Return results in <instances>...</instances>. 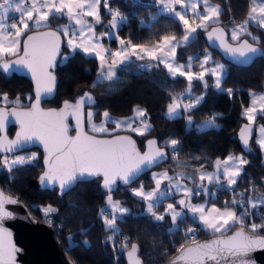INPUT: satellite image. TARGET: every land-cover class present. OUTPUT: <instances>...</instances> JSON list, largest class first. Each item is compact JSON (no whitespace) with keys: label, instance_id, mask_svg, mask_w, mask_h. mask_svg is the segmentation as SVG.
I'll return each instance as SVG.
<instances>
[{"label":"snow or ice","instance_id":"6c2138e0","mask_svg":"<svg viewBox=\"0 0 264 264\" xmlns=\"http://www.w3.org/2000/svg\"><path fill=\"white\" fill-rule=\"evenodd\" d=\"M102 0H28V6H25V0H0V67L4 72H8L16 67H24L30 70L36 80V90L33 97H24L29 102V107L24 109L20 96L10 100L6 93L0 94V105L13 104L10 111L0 106V131L4 130L8 124L9 116H14L20 124V132L15 139H8L6 135L0 136V167L6 168L9 173L17 166L32 164L38 160V154L29 153L28 155H15L17 150H22L26 144L39 141L47 152L45 159L46 170L39 177L41 184H58L61 194L70 190L77 182L85 177L101 176L103 177L102 187L106 190V208L101 209V218L106 229L112 230L113 234H119L121 230L117 227V219L123 220L124 216L130 214V209L121 205V202L114 201L112 192L118 190V181L124 185L130 186L146 170L162 164L168 159L169 149L172 158L176 159V153L181 150L182 142L178 139L169 138L163 141V146H157L155 138L146 141L147 151L141 152L136 147V141L131 136L112 135L111 139L97 138L95 135H88L83 126V109L86 104L89 106L96 103L93 95L87 91L79 96L74 103L65 101L63 107L59 110L49 109L47 111L39 107L43 96L51 95L55 87V76L52 69L57 55H61V43L65 41L66 46L71 50L64 55V60L72 58L77 50H82L86 54H95L98 56L99 72L98 76L104 80L111 81L117 75V69L125 63L131 61L132 57L140 60L145 58L144 54L152 60H159L164 64L168 74L175 78L177 76L186 77L191 90L194 79L204 81L205 74L211 72L214 76V87L231 94L232 89H222V81L227 74V69L222 64H216L215 68L207 69L204 67L211 59L212 53L205 52L200 67L203 69L198 73L184 71V64H173L168 62V57L175 60L176 48L187 43L190 37L196 33L197 29H207L209 22L219 20L221 11L219 6L209 4V0H203L205 13L200 15V23L193 27L190 21L185 17L184 11H177L176 5L182 8H188L185 0H155L157 6L162 11L173 13L184 26L185 35L182 40H177L175 36H164L163 44L149 50L146 44L132 43L131 40L125 41L121 38L119 43L123 46L121 50L109 52L99 42L102 36H109L111 32L101 33L96 36L95 24L101 22L100 7ZM107 12L112 15L109 21V27L115 30L118 21H126L118 9H113L108 0H103ZM200 0H194L190 6L192 12H196ZM11 13H18V17L11 16ZM66 16L70 21H74L75 27L69 28L68 25H58L56 29L51 28L50 17L59 18ZM92 17L93 22H88L87 18ZM248 17L258 27L264 29V0L257 4V0H252V7L248 12ZM10 19H17L15 23H9ZM248 19L242 23L236 24L231 29V40L235 43H228L223 28H213L207 32L209 41H213L217 47L222 48L225 54L240 63H250L256 56L264 55V48L254 46L260 42L259 37L253 35L248 28ZM31 24V26H30ZM141 25L143 22L141 21ZM41 29H47L41 31ZM31 33V34H29ZM247 35L251 37L252 42L241 37ZM22 37L23 42H22ZM168 48L164 52V48ZM105 53L111 57L106 60ZM163 54L164 59L158 56ZM14 57V59H6ZM192 57H189L187 67L191 68ZM158 65H139L141 69L147 67L151 69ZM205 87L207 82L204 81ZM96 83H93V87ZM183 95V94H181ZM255 96V94H253ZM192 102L183 103L182 99L172 97V103L167 106V115L169 118H175L178 114L190 113L198 108L204 100V96H193ZM260 114L264 115V95L259 96ZM257 100H253V106L244 110V114L249 121L243 126L240 137L245 147L248 146L250 136V125L256 120ZM180 110H183L181 113ZM135 118L116 119L109 112H103V121L100 124L92 123L93 112L88 111L90 130L93 133L110 135L117 130H130L139 136H145L154 130L153 126L147 120L145 109L137 106L135 108ZM99 114V113H97ZM75 118L74 130L75 136H70L68 116ZM219 114H214L208 121H204L206 126H216L215 121ZM111 123L113 128L110 132L107 124ZM134 123L137 126H133ZM186 123L191 126L194 122L189 114L186 117ZM200 128L201 125H196ZM261 138L259 145L264 148V126L260 127ZM7 154H13L9 156ZM198 159V158H197ZM249 161L242 155H228L223 161L219 158L215 161V171L208 172L201 165L200 169H195V175L184 173H174L169 175L167 170L152 173L155 187L146 191L141 184L139 187L130 191L134 197L146 203L145 212L154 222L164 221L165 215L170 216L173 225H177L178 219H184L187 215L202 225L204 230L210 231L213 235L219 233L218 238L204 243H196L195 236L199 229L189 228L185 233L191 243L188 246L181 245L177 249V255L171 261V264H249L248 254L257 248H264V236L249 235L245 229V217L250 222L247 228L250 232L264 231V222L256 224L251 221L252 212L250 209H259L264 205V194H259L256 198L248 197L245 199L244 193L237 192L231 201H225L223 209L218 208L215 203L208 207V202L193 204L194 197H200L201 193L216 198L217 191L223 189L229 192L233 191L238 180L242 178L244 166ZM223 177V179L221 178ZM192 183L189 187L184 180ZM208 185H213L215 191H209ZM166 182V183H165ZM226 182V183H225ZM162 184L164 188L162 189ZM173 192L181 194L178 204L182 206L177 210L176 204H167L163 214L157 213L162 197L171 195ZM236 196L240 199L237 200ZM17 200L4 196L0 192V224L6 218H11L13 213L8 211L6 204H16ZM239 204L243 211L240 216L229 208V205L235 207ZM112 210L111 219L103 216L106 210ZM187 209V213H185ZM46 217L55 213L56 209L47 206L43 209ZM259 215V212H257ZM239 224L240 230L232 235L225 237L224 233L233 226ZM82 232L84 230H81ZM172 229H169L171 233ZM10 236L0 228V264H14L15 247L5 237ZM113 236L108 237L109 241ZM73 240L72 236L68 237ZM87 244V240H82ZM130 244V249H129ZM122 249H128L127 256L130 264H143L138 257L139 245L131 243L128 237H124L121 243Z\"/></svg>","mask_w":264,"mask_h":264},{"label":"trees","instance_id":"16d2710c","mask_svg":"<svg viewBox=\"0 0 264 264\" xmlns=\"http://www.w3.org/2000/svg\"><path fill=\"white\" fill-rule=\"evenodd\" d=\"M210 1L220 6L221 15L219 21L208 28L214 24H221L229 33V27L247 19L251 0ZM108 2L111 8L118 9L127 17L126 21L121 22L118 34L131 40L132 43L148 44L166 35L181 37L184 34V27L179 19L165 13L155 14L157 5L153 1L109 0ZM100 14L104 19L112 16L103 4L100 7ZM54 20L55 18L50 17L51 27L54 26ZM141 21L147 23L141 25ZM248 28L253 35L259 37L258 45L264 48V29L252 23H248ZM207 29H199L194 39L178 46L176 55L178 60H185L190 53H194V57L198 59L206 49H210L203 36ZM244 37L252 42L251 37L244 35L241 38ZM66 49L64 41L63 51ZM210 50L213 55L222 58L217 51ZM140 61L136 58L120 66L116 77L107 81L103 78H95L99 68L98 57L77 50L72 58L66 61L59 59L55 69L58 77L55 93L51 98L43 99L42 104L59 106L62 101L73 99L87 89L95 97L96 103L93 107L96 118L101 117L103 111L114 116L126 115L136 106H140L146 110L154 130L145 136L129 132L135 137L139 147L142 148L148 138H155L160 146H163V141L169 138L182 142L181 150L176 153L175 160L170 150L166 148V151H169L168 159L156 167L166 166L171 170L182 168L195 173L194 170L200 169L201 165L204 168L211 167L218 157H224L231 152H241L249 161L244 166L242 178L233 187L234 191L222 189L219 195L225 194V201H231L237 189L245 193L244 197L250 194H264V161L254 142L255 125L248 151L242 148L237 136L239 127L246 124L242 110L248 104L249 90L264 88V55L256 56L249 66L234 65L224 60L227 74L222 81V89H232L231 94L216 89L211 74L206 76L207 87L202 81L194 79L193 95L201 94L204 100L197 109L187 113L192 116L194 122L191 126L186 123V114L169 118L165 113L172 97L187 87V78L182 76L172 78L162 64H153L158 66L151 69L147 67L141 69ZM94 82L95 87H93ZM3 93L9 97L20 96L23 105L29 104L24 97H34L32 83L27 77L17 72H4L0 69V94ZM217 113L219 116L215 122L219 124L218 127L209 126L203 129L196 127L202 119ZM263 117L264 115L258 114L257 120H263ZM108 125L113 126L111 123ZM14 128L10 125L7 133L11 135ZM20 152L24 156L36 153L39 158L32 164L17 166L11 173L6 168L0 167V186L7 193L18 196L33 216L52 225L64 251L75 264H126L122 255L124 249L120 247L124 237H128L131 243L136 242L139 245V254L144 264H164L181 245L190 241L185 234L190 227L199 229L195 240L213 235L190 216L178 219L177 225H173L168 215H165L164 221L154 222L146 214L144 202L134 197L128 186L123 184H118V190L112 194L129 207L130 214L125 215L123 220L117 219L116 224L121 232L114 235L112 230L106 229L101 218L100 210L104 209L107 192L102 187L99 177L81 180L70 190L60 194L58 188L43 187L39 182V175L43 170L42 151L32 147ZM149 171L141 174L131 185L138 184L139 180H142L146 187L152 185ZM219 195L213 200L225 206ZM47 206L56 209L55 213L49 214L50 221L46 219L43 211ZM236 207L235 210L239 212L241 206L237 204ZM250 211L251 221L256 224L264 222V205ZM249 222V218L246 217V230ZM236 226L240 225L237 224L230 230ZM169 229H172L171 233ZM252 233L264 235V231ZM69 236L73 237L72 241L68 240ZM110 236L114 237L111 241L107 239ZM82 240H87L88 243L84 244Z\"/></svg>","mask_w":264,"mask_h":264},{"label":"water","instance_id":"95a60500","mask_svg":"<svg viewBox=\"0 0 264 264\" xmlns=\"http://www.w3.org/2000/svg\"><path fill=\"white\" fill-rule=\"evenodd\" d=\"M51 28L56 29L53 27H51ZM213 28H223L225 31L226 39L228 40V43H235L229 39L228 30L224 26H222L221 24H214L210 28H208L203 34L204 39L206 40V43L210 49L217 51L225 61H227L231 64H234V65L249 66L253 62L254 59L250 63H247V64L240 63L239 58H237L236 60H233L232 58H230L229 55L224 53L222 48L217 47L213 41H209V39L207 37V32L211 31ZM44 30H47V29H41V31H44ZM29 34H31V33H29ZM23 39H22V42H23ZM242 39H248V38L244 37ZM249 42L251 43L250 40H249ZM63 43L64 42L61 43V47H60L61 54L63 52ZM254 46L260 47L259 45H254ZM60 57H61V55H57L56 60L54 62V67L52 69H50V71H52L53 75L55 76V81H56L53 92L51 95L43 96L41 99L40 105H39V107L45 111H47L49 109L59 110L63 107V104L65 101H69V102L74 103L76 101V99L79 96L83 95V93L85 91L92 94L91 91L85 89L84 91H82V93L77 94L73 99H67V100L62 101V103L59 106H44L42 104L43 99L51 98L55 93L57 81H58V77H57V74L55 72V69L58 65V61H59ZM6 59H14V57H8ZM0 69L3 70L2 67H0ZM9 71L17 72V73L27 77L32 83L33 95L35 94L36 80L32 76L30 70H28L27 68H24V67H16V68L9 70ZM93 97H94V95H93ZM94 99H95V97H94ZM32 103H34V97H33ZM94 105L95 104L89 106L88 104H86L84 106V109H83V126H84V131L88 135H95L97 138H104V139H111L112 135L131 136L132 139L136 141L135 137L131 133L126 132V131L116 132V133H112L110 135H104V134L93 133L92 131L87 129V127H86V108L87 107H93ZM0 106H3V105H0ZM29 106H30L29 104L24 105V109L26 110L27 107H29ZM3 107L7 108L10 111L13 107H16V105L11 104V105H5ZM263 120H264V117H263ZM67 123L70 126L68 134L70 136H75L76 135V131L74 130L75 118L71 115L68 116ZM10 125H13L15 127L14 131L11 135H9L7 133V128ZM243 126L244 125L240 126L239 129L237 130V136L239 138V141H240L242 148L245 151H248L250 149L251 136L253 135V125H250V136H249V143H248L247 147L244 146L242 139L240 137V132L243 129ZM20 130H21L20 124L16 120V118L14 116H9L7 127L4 130L0 131V136L6 135L8 139H15L17 133H19ZM148 139H153V138H148ZM148 139H146L144 141V146L142 148L139 147V145L136 141V147L138 149H140L141 152L148 150L147 144H146V141ZM157 146H160V145L157 143ZM32 147L39 148L42 151L43 170L39 175V177H40L42 175V173L46 170L45 159L47 156V152L43 148L42 143H40L39 141H36L33 143L26 144L22 150H17L16 153L23 151V150H26V149H30ZM154 167H156V166H154ZM154 167H152V168H154ZM151 169H146L143 173H145L146 171H149ZM94 177H99L101 179V182L103 183L102 175L101 176L85 177L84 179L94 178ZM39 182H40V179H39ZM117 183L123 184L119 181ZM40 184H41V182H40ZM42 186L43 187H56V188H58V192L61 194V191L58 187V184H47L46 183V184H43ZM0 192H2L4 194V196L10 197V198L18 201V203H16V204H6L5 205L6 209L13 213V216L11 218H6L3 221V223L0 224V228H2L7 233H10V236L5 237V239L7 241H10L11 244L16 249V252L14 254V264H75L70 259V257L66 254V252L64 251V249L61 245V242L58 239L56 232L50 223L46 222L45 220L38 219L37 217L33 216L30 213L28 207L24 204V202L18 196L11 195V194L7 193L6 191H4V189L1 186H0ZM239 230H240V226H236L232 230L225 232L224 235H225V237H227V236H230L234 232L239 231ZM244 230L249 235L264 236L262 234L252 233L246 229H244ZM219 235L220 234H215V235H211V236H208V237H205L202 239H197L195 241H196V243H204L206 241H210V240H214V239L218 238ZM132 243H136V242H132ZM190 243H191V241H189L183 245L188 246ZM129 249H130V245H129ZM127 251H128V249H124L122 252V255L126 261V264H130V261H129L128 256H127ZM177 254L178 253L176 251L174 254H172L164 262V264H171V261L175 258V256ZM137 255L140 258V260L142 261V257L139 254V252L137 253ZM248 260H249V264H264V248H257L256 250L250 252L248 254Z\"/></svg>","mask_w":264,"mask_h":264},{"label":"rangeland","instance_id":"374dc122","mask_svg":"<svg viewBox=\"0 0 264 264\" xmlns=\"http://www.w3.org/2000/svg\"><path fill=\"white\" fill-rule=\"evenodd\" d=\"M108 1H109V0H108ZM136 1H138V0H136ZM145 1H153V2H155V0H145ZM193 2H194V0H185V4L188 5L189 7H188V8H182L180 5H176V10H177V11H184V12H185V17L190 21V23L192 24L193 27H196V25H197L198 23H200V15L204 14L206 10H205V7H204V5H203V0H200V4H199V7L197 8L196 12H195V13L192 12V11L190 10V6H191V4H192ZM260 2H261V0H257V4H259ZM101 4H103V0H102V3H101ZM209 4H211V5H213V6H219L218 4H216V3H214V2H212V1H210V0H209ZM103 5H104V4H103ZM156 5H157V4H156ZM25 6H28V0H25ZM251 7H252V0H251V2H250V8H249V11H250ZM219 9H220V6H219ZM157 13H165V14H169V15H172V16H174L175 18H177L173 13H167V12L162 11V9H161L159 6H157V10H156V13H155V14H157ZM155 14H154V15H155ZM10 15H11V16H14V17H18L19 14H18V13H11ZM100 15H101V14H100ZM154 15H153V16H154ZM153 16H152V17H153ZM152 17H151V18H152ZM93 19H94V18H92V17H88V18H87L88 22H90V23L93 22ZM111 19H112V16H111L110 18H107V19H104V18L101 16V22L98 23V24H95V33H96V36L99 37V36H101V33H104V32H111V35H109V36H102V37L100 38V41H99V42L102 44V46H103L105 49H108L109 52H115V51L121 50L122 47H123V46L119 43L120 39L123 38V39H125V41H127L128 39H126V38H124V37H120L119 34H118V29H119L120 24H121L122 21H118V26H117V28H116L115 30L110 29V27H109V21H111ZM177 19H178V18H177ZM247 19H248L249 23L255 24L251 19H249L248 16H247ZM218 21H219V20H218ZM218 21L213 20V21L209 22V26H210L211 24H213V23L218 22ZM15 22H17V19H10V20H9V23H15ZM143 23H147V22H143ZM181 23H182V22H181ZM53 25H54V26H53L54 28H57L58 25H68L70 29H71L72 27H75V25H74V21H70L66 16H61L60 18H55V20H54V22H53ZM30 26H31V24H30ZM209 26H208V27H209ZM235 26H236V25L230 27V29H229V39H230V40H231V29L234 28ZM183 27H184V26H183ZM198 30H199V28L197 29V31H198ZM197 31H196L195 34H193V35L190 37V40H191V39H194V38L196 37ZM184 35H185V31H184V34H183L181 37H176L177 40H182V38H183ZM167 36H173V35H167ZM22 39H23V37H22ZM113 39H115V40H113ZM190 40H189V41H190ZM189 41H188V42H189ZM231 41H232V40H231ZM233 42H234V41H233ZM65 43H66V38H65ZM162 44H163V37H160L158 40H156V41H154V42H152V43H148V44H146V45L148 46L149 50H152L154 47H156V46H158V45H162ZM185 44H186V43H185ZM177 48H178V46H177ZM177 48H176V55H177ZM80 51H82V50H80ZM167 51H168V48L165 47V48H164V52H167ZM206 51L212 53L210 49H206V50L203 52V54H202L198 59H196V58L194 57V56H195L194 53H190V54L187 55V57H186L185 60H178L177 57L175 56V60L173 61L171 57H168V62L173 63L174 65H175V64H184V65H185L184 71H189V70H190V71H192V72H194V73H198V72H200V71L203 70V69L200 67V62L203 60V57H204ZM70 52H71V50L67 47V49L64 50L63 53L61 54L60 61H63V60H64V58H63L64 55H67V54H69ZM92 55H95V54H92ZM105 56H106V60H107V61H110V60H111V57L108 55V53H105ZM144 56H145V58H144L143 60L140 61V65H146V66H147V65H153V64H162V63H160L159 60H155V61H154V60L150 59L149 57H147L146 54H144ZM158 56H160L161 59H164L163 54L158 53ZM97 57H98V56H97ZM189 57H192V58H193L192 61H191V65H192V66H191L190 69L187 67V65H188V63H189ZM136 58H137V57L134 56V57H132L131 60L136 59ZM98 61H99V58H98ZM99 64H100V61H99ZM216 64H222V65H224V66L226 67V62H225L222 58L217 57V56H215V55L212 54V59H211L206 65H204V67L207 68V69H212V68H215V67H216ZM162 65L164 66V64H162ZM98 72H99V68H98ZM98 72H97L96 77H95L96 79H97V78H102V77H99V76H98ZM207 74H211V72H207V73L205 74L204 81H206V76H207ZM211 75H212V74H211ZM212 77H213V83H214L215 78H214L213 75H212ZM204 81H202V82L204 83ZM192 84H193V81H192ZM221 88H222V85H221ZM194 93H195V91H194V89L192 88V86H191V90H190V92H189V84H188L187 87H186L182 92L178 93V94H177L176 96H174V97H176L177 99H182V100H183V103H190V102H192L191 98H192L193 96H201V94L193 95ZM181 94H183V95H181ZM253 94H255V96H254ZM261 95H264V88H263V89H250V90H249V101H248V104L245 105V106L243 107L242 113H243L244 120H245L246 124H248L249 121L247 120V117H246V115L244 114V110H245L246 108H248V107L253 106V100H254V99L257 100V103L255 104V106L257 107L256 120H255L251 125H255L254 142H255V145L258 147V149L260 150V152H261V154H262V161H264V148H262V147L259 145V143H258L259 139L261 138L260 127H261V126H264V120H257V116H258V114H260V108H259V101H258V98H259V96H261ZM8 97H9V96H8ZM16 97H17V96L9 97V99H10V100H14ZM170 103H172V100H171ZM170 103H169V104H170ZM169 104H168V105H169ZM3 106H5V105H3ZM136 107H137V106H136ZM136 107H135V108H136ZM139 107H140V106H139ZM135 108H134V110H135ZM140 108H141V107H140ZM134 110H133L131 113H129V114H126V115H120V116H114V115H111L110 113H109V114H110L112 117L116 118V119L135 118V111H134ZM88 111H92L93 114H94V107H87V108H86V127H87V129L90 130L89 118H88V116H87ZM180 111H181V113H183V110H180ZM103 112H104V111H103ZM103 112H102V114H103ZM165 113H166V115H167V109H166ZM102 114H101V117H98V118H96V117L93 115V117H92V119H91V122H92V123H96V124H100V123L103 121V115H102ZM184 114L187 115V113H184ZM211 117H212V116H210V117H208V118H205V119H202L200 122H198L197 125H201V127H200L199 129H203V128H207V127H209V126L204 125L203 122H204V121H208ZM147 120H148V122L151 124V121H150V119H149L148 117H147ZM215 125H219V124L215 122ZM133 126H137V124L134 123ZM107 127L109 128V130H110V132H111L113 126H110V125L107 124ZM90 131H91V130H90ZM117 131L131 132L130 130H117ZM131 133H132V132H131ZM230 154H231V155H236V156H241V155H242L245 159H247V157H245V156L243 155V153H241V152H238V153L231 152V153H228V154H227L226 156H224V157H218V158H219L221 161H223V160H224L228 155H230ZM15 155H23V154H22L21 152H19V153H16ZM218 158H216V159L214 160V162H213V164H212L211 167H209V168H204V169H206L208 172H213V171H215V161H216ZM164 170H167L168 173H169V175H173L174 173H184L185 176H187V175H195V173H191L190 171H188V170H186V169L175 168L174 170H171V169H169V168L166 167V166L154 167V168H152V169L148 172V175L152 178V173H154V172H161V171H164ZM221 178L223 179V177H221ZM141 181H142V180H139V181H138V184H136V185H130V186H128V190L130 191V188H131V189H134V188L139 187L141 184L143 185V183H142ZM165 183H166V182H165ZM184 183H187L189 187H192V186H193L192 183H191L190 181H188L187 179L184 180ZM204 183L208 186L210 192L216 190V189L214 188L213 185H208V184H207V181H205ZM225 183H226V182H225ZM143 186H144V185H143ZM154 187H155V183H154V180H153V179H152V185H150V186H148V187L144 186V188H145L146 191H149V190H151V189L154 188ZM161 187H162V189H163V188H164V185L162 184ZM233 187H234V186H233ZM221 190H222V189H221ZM221 190L217 191V196L220 194ZM233 191H234V190H233ZM235 191H236V192H240V193H244L241 189H237V190H235ZM130 193L132 194L131 191H130ZM106 196H107V193H106V195H105V203H104V205H103V208H104V209L107 207V206H106ZM219 196H220V195H219ZM244 196H245V193H244ZM246 196H247V195H246ZM257 196H258V195L250 194V195H248L247 197H245V199H247L248 197L256 198ZM112 197H113V200H114V201H119V202H121L120 199H119L118 197L113 196V194H112ZM220 197H222L223 202H225V200H226V195L224 194L223 196H220ZM180 198H181V194H177V193H175V192H173V193H172L171 195H169V196L162 197L159 206L155 209L156 212H157V213H160V214H163L164 211H165V208H166L167 204H169V203L176 204L177 210L179 211L180 208L182 207V206H180V205L177 203L178 200H179ZM232 198H233V197H232ZM232 198H231V199H232ZM231 199H230V200H231ZM236 199L239 200L240 197L237 196ZM205 201L208 202V205H207L208 207H210L212 203H215L216 206H217L218 208L223 209V207H224V206H222V205L216 203V201L213 200V197L208 196V195H205V194H203V193H201L200 197H194L193 200H192V203H193V204H201V203H204ZM143 202H144V201H143ZM221 202H222V201H221ZM121 205H122L123 207H125V208H129L127 205L122 204V202H121ZM229 208H230L231 210L235 211L236 214H237V216H240V214H241L242 211H243V208H242V207L240 208V211H239V212H237V211L235 210V209H237L236 206H235V207H231V206H230ZM144 209H146V203H145V202H144ZM184 211H185V213H187V209H185ZM106 212H108L109 214L107 215ZM106 212H104L103 216H107L109 219H111L112 210L109 209V210H106ZM187 216H190V217H191L190 214L187 215ZM169 217H170V216H169ZM245 218H246V217H245ZM198 223H199V222H198ZM199 224H200V223H199ZM200 226H202V225L200 224ZM190 228H193V227H190ZM207 231H208V230H207ZM208 232H210V231H208ZM227 232H228V231H227ZM217 234H219V233H217Z\"/></svg>","mask_w":264,"mask_h":264},{"label":"built area","instance_id":"2783aa9c","mask_svg":"<svg viewBox=\"0 0 264 264\" xmlns=\"http://www.w3.org/2000/svg\"><path fill=\"white\" fill-rule=\"evenodd\" d=\"M7 155H9V156H12L13 154H7ZM46 219L50 221V219H51V216H50V215H49V216H47V217H46ZM193 228H195V229H196V227H193ZM187 239L189 240L188 236H187Z\"/></svg>","mask_w":264,"mask_h":264},{"label":"crops","instance_id":"0c3cea01","mask_svg":"<svg viewBox=\"0 0 264 264\" xmlns=\"http://www.w3.org/2000/svg\"><path fill=\"white\" fill-rule=\"evenodd\" d=\"M229 29H230V27H229Z\"/></svg>","mask_w":264,"mask_h":264}]
</instances>
